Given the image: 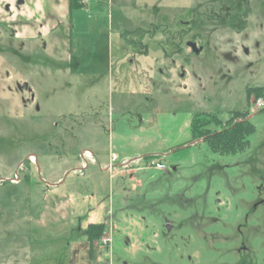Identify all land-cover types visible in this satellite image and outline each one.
<instances>
[{"label": "rangeland", "instance_id": "rangeland-1", "mask_svg": "<svg viewBox=\"0 0 264 264\" xmlns=\"http://www.w3.org/2000/svg\"><path fill=\"white\" fill-rule=\"evenodd\" d=\"M85 2L58 45L0 12V264H264V0ZM232 111L245 149L192 138Z\"/></svg>", "mask_w": 264, "mask_h": 264}, {"label": "trees", "instance_id": "trees-1", "mask_svg": "<svg viewBox=\"0 0 264 264\" xmlns=\"http://www.w3.org/2000/svg\"><path fill=\"white\" fill-rule=\"evenodd\" d=\"M84 5L83 0H69V11L83 8ZM251 92H254L256 97L261 96L264 93V87L247 88V102ZM247 115L246 111H232L228 119L221 121L215 113H197L190 123L192 138H202L210 150L220 154L243 150L249 145L248 136L255 131L254 125L246 119ZM211 125L214 127L211 128ZM104 231L105 225L102 222L86 224L84 233L90 250H92L94 241L99 240Z\"/></svg>", "mask_w": 264, "mask_h": 264}, {"label": "crops", "instance_id": "crops-1", "mask_svg": "<svg viewBox=\"0 0 264 264\" xmlns=\"http://www.w3.org/2000/svg\"><path fill=\"white\" fill-rule=\"evenodd\" d=\"M83 1L86 8V2ZM0 4L5 6L4 10L0 7V12L5 11V20H13L15 23L14 35L17 39L35 40L46 37L51 39V45H58L66 39L62 31L65 28L69 30L71 38L75 32L81 36V8L70 12L69 0H52L48 9L50 17L47 16L45 19L42 0H0ZM18 18L23 22L18 23ZM250 116L248 114L247 119L250 120Z\"/></svg>", "mask_w": 264, "mask_h": 264}, {"label": "built area", "instance_id": "built-area-1", "mask_svg": "<svg viewBox=\"0 0 264 264\" xmlns=\"http://www.w3.org/2000/svg\"><path fill=\"white\" fill-rule=\"evenodd\" d=\"M256 104L258 106H264V100H262L261 98H258L256 100ZM152 167L159 169V170H164L166 169V165L164 163H162L161 161H156L152 163Z\"/></svg>", "mask_w": 264, "mask_h": 264}, {"label": "water", "instance_id": "water-1", "mask_svg": "<svg viewBox=\"0 0 264 264\" xmlns=\"http://www.w3.org/2000/svg\"><path fill=\"white\" fill-rule=\"evenodd\" d=\"M188 46H190L191 50L194 52H197L199 50V48L196 47V44L194 42H189Z\"/></svg>", "mask_w": 264, "mask_h": 264}]
</instances>
